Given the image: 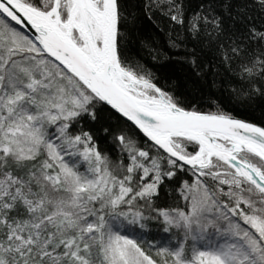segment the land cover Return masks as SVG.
Masks as SVG:
<instances>
[{
  "label": "snow or ice",
  "instance_id": "snow-or-ice-1",
  "mask_svg": "<svg viewBox=\"0 0 264 264\" xmlns=\"http://www.w3.org/2000/svg\"><path fill=\"white\" fill-rule=\"evenodd\" d=\"M132 4L0 0V264H264V125L126 47L143 13L264 101V0Z\"/></svg>",
  "mask_w": 264,
  "mask_h": 264
},
{
  "label": "trees",
  "instance_id": "trees-1",
  "mask_svg": "<svg viewBox=\"0 0 264 264\" xmlns=\"http://www.w3.org/2000/svg\"><path fill=\"white\" fill-rule=\"evenodd\" d=\"M195 3L196 0H193V7ZM134 4L135 0L129 6L130 10H133ZM248 14L256 17L257 23L261 22L259 9L250 8ZM140 15V24L132 30L131 43L126 47H130L133 56L142 65V70L151 73L158 85L189 101L196 100L205 110H208L209 99L219 98L233 110V114L264 125V101L238 104L233 99L229 103L231 92L227 77L223 69L217 67L219 62L213 59V53L207 47L192 39H185L184 33L178 30L179 38L185 41L186 47L177 52L169 46V37L173 34L167 26L156 24L153 27L155 21L150 23L143 18V13ZM157 28L160 30L157 31ZM100 120L101 124H108L107 113H101ZM152 229L155 231V226Z\"/></svg>",
  "mask_w": 264,
  "mask_h": 264
},
{
  "label": "water",
  "instance_id": "water-1",
  "mask_svg": "<svg viewBox=\"0 0 264 264\" xmlns=\"http://www.w3.org/2000/svg\"><path fill=\"white\" fill-rule=\"evenodd\" d=\"M250 122H252V121H250ZM254 123V122H253Z\"/></svg>",
  "mask_w": 264,
  "mask_h": 264
}]
</instances>
